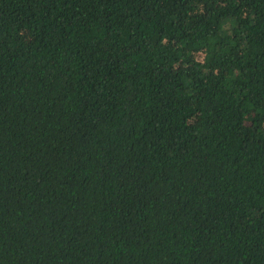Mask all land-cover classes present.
<instances>
[{
  "label": "trees",
  "instance_id": "1",
  "mask_svg": "<svg viewBox=\"0 0 264 264\" xmlns=\"http://www.w3.org/2000/svg\"><path fill=\"white\" fill-rule=\"evenodd\" d=\"M0 264H264V0H0Z\"/></svg>",
  "mask_w": 264,
  "mask_h": 264
}]
</instances>
